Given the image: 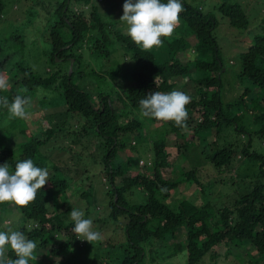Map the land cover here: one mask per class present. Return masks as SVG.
<instances>
[{"label":"trees","instance_id":"trees-1","mask_svg":"<svg viewBox=\"0 0 264 264\" xmlns=\"http://www.w3.org/2000/svg\"><path fill=\"white\" fill-rule=\"evenodd\" d=\"M5 1L0 0V22L5 15ZM31 2L22 27L30 31L33 25L36 27L34 21L40 14L37 8L41 7L45 19L39 28L47 39L44 53L52 68L48 77L37 76L21 56L27 31L13 33L9 51L0 40V56H7L0 62V73L16 75L17 70L23 76L13 88L0 89V96H7L11 103L16 95L28 97L40 88L56 89L67 106L64 112L46 116L51 124L18 144L16 150L7 146L0 150V164L9 163L13 169L18 160L28 158L37 166L48 168L49 180L36 199L27 206L16 205L20 214L17 230L36 241L34 256L38 249L48 250L53 264H75L77 259H81L80 264H88V243L77 238L68 215L72 208L67 200L72 193H78L79 204L88 202L92 195L105 207V211H100L104 217L94 220L93 228L100 230V246L108 254L114 249L116 256L103 263L117 264L116 260L119 264H165L186 250L187 264H206V257L211 264H217L222 251L227 257L233 248L247 247L256 253L248 254L249 263L264 264V154L254 148L256 138L264 146V11L259 0L250 3L251 10L248 2L221 0L213 6L238 30L235 38L242 41L238 43L243 50L237 55V71L225 69L215 33L219 22L211 9L205 11L187 0H183L180 25L171 40L162 38L166 45L161 58L154 47L142 49L127 32L118 30V21L100 12L93 0ZM76 6L83 8L77 12ZM181 30L186 32L180 33ZM193 36L196 44L190 45L187 38ZM118 44L123 63L115 59L116 66L112 64L107 70L105 65L98 69L85 63V51L102 63L118 54ZM190 50L193 56L189 55ZM230 75L237 79V92L235 99L227 102L225 81ZM119 76L128 83L119 84ZM179 77L196 84V92L190 95L191 103L186 106L187 127L142 118L139 100L155 91H173L176 83L172 80ZM68 117L78 119L72 130L67 128ZM2 118L0 134L9 131V124ZM148 122L161 123L160 130L151 132L146 127ZM133 135L152 141V166L147 164L145 171H140L138 161H134L136 167L131 171V159L127 161L120 155L128 146L136 149L131 144ZM169 140L184 141L176 144L181 159L193 154L197 160L195 166L175 179H166L162 173L172 165L167 151ZM53 142H61L62 147L67 143L65 151L69 150L70 156L66 160L62 147L55 151L46 148ZM86 142L96 144V148ZM56 151L59 154L54 157ZM194 158L190 160L193 163ZM250 165L255 169L251 171ZM181 185H196L206 201L197 205L183 197L171 204L170 199ZM221 186L226 190L223 197L216 193ZM136 191L145 194L144 202H135ZM100 192L101 196L97 195ZM63 206L66 210H61ZM96 209L101 210L99 205ZM88 216L89 212L85 218ZM122 217L128 219L123 226ZM100 221L106 228L94 227V222ZM30 224L32 230L28 229ZM183 233L184 238L176 241ZM55 239L57 246L53 245ZM6 257L16 258L12 250ZM59 259L62 261L55 262ZM30 262L44 264L36 258Z\"/></svg>","mask_w":264,"mask_h":264},{"label":"rangeland","instance_id":"rangeland-1","mask_svg":"<svg viewBox=\"0 0 264 264\" xmlns=\"http://www.w3.org/2000/svg\"><path fill=\"white\" fill-rule=\"evenodd\" d=\"M187 1L194 5L202 7L205 11H208L209 9H211V13L216 17V19L219 22V27L217 28L215 33H216V38L220 46L222 47L221 57H222L225 69H229L230 71H235V70L237 71L238 66H239L237 55L239 52L243 50V46L238 43L240 42V40L235 38V32L236 31L238 32V30L232 28L230 26L229 20L223 17V15H221L218 11H215V9H213L214 4H216L217 2L221 0H187ZM228 1L230 2L237 1L240 3L248 2L247 4L248 9L249 10L252 9V6H250V3H253V0H250V1L228 0ZM259 2H260V9L264 11V0H259ZM5 3H6L5 15L0 22V40L4 42V44L6 45V49L9 51V44L14 42V39L11 37L13 33L15 32L17 33L18 31L20 33H23L24 31H27V35H28V36L26 35L27 42H26V45L23 47V52L21 53L24 64L28 67H31L37 76H41L44 78L48 77L49 69L51 70L52 67L48 63L47 58L44 53L45 42L47 41V39L41 33V28H39V26L44 24L43 20L45 19V15H43L42 8L36 7L37 9L40 10L39 11L40 14H39V18L35 19L34 21L36 27H34L33 25L31 28L33 30L30 31L29 29L28 30L24 29L22 25L26 19V13H25L26 10L28 9L30 5H33L31 0H23L22 2H19V0H6ZM93 3H95V5L99 7L100 12H102L104 15L113 16L114 20L118 21L117 22L118 30L127 32L126 24L120 21V18L123 15L124 0H93ZM82 8L83 7L79 8L78 6L75 7L77 12L81 11ZM85 9H88V7H85ZM179 25L180 23L178 22L177 26ZM177 26L176 28H178ZM185 32L186 31H183V30L180 31V33H185ZM177 34H178V37L181 35V34L179 35V32ZM169 39L171 40V37H169ZM187 41L190 45L196 44V38L194 36L188 37ZM165 45L166 44L163 42L160 46L154 47V49L152 48L153 51L157 52L159 58H161V53L165 51L163 50V46L165 47ZM120 48H121V44H118L117 49H120ZM4 54H8V53H4ZM180 57L182 60H184V62L186 61L182 55ZM6 59H7L6 55L0 56V62ZM115 59H117L119 63L124 62V56H123L122 49L119 50L118 54H113L109 59L104 60V62L102 63L101 61L99 63L94 61V57L93 56L90 57L88 54V51H85V54H84L85 63L89 64L91 68L96 67L100 69L102 66L105 65L104 70H107L109 69V67L112 66L113 61ZM125 60L127 61V58H125ZM70 66H69V73H70ZM115 66L116 65L113 64V67ZM15 74L16 75L14 74L9 75L5 72L0 73V80H2L7 85L6 87L7 89L13 88L15 82L21 81L23 75L17 70ZM172 81L176 83V87L174 90L184 91L188 93L189 95L194 94L196 92V84L194 83L193 80H189L187 78L183 79L179 77L177 79H173ZM118 82L119 84H122V85H125L126 83H128L127 81L123 79V76H119ZM236 82H237V79L234 77V75L233 76L230 75L228 77V80L225 81V90L228 93V96L226 98L227 102L229 101L231 102L235 99V94L237 92ZM95 91L97 93V90ZM254 97L255 95L251 96L250 98H254ZM28 98H30V106H29L30 115L26 119L12 117L8 113L6 108L0 107V116H3L1 120L4 119V122L9 124V131L5 130L0 134V150L4 146L10 147L11 149L16 150V148L18 147V144L29 140L31 136L37 135L41 130H45L49 126V124H51V121L50 120L48 121V119L45 118L46 116H49L55 113H61V112L66 111L67 109V106L65 105V102H64V97L60 95L56 91V89L52 90V89L40 88L39 90L32 92L28 96ZM119 109L122 110V107H119ZM164 122H168V121H164ZM66 124H67V128L69 130H72L74 129V126L78 124V119L77 118L70 119V117H68ZM160 125L161 123L157 124L155 122L146 123V127H149L151 132L156 129L160 130L159 129ZM1 126H3L2 122H0V127ZM28 129H29L28 133L26 134L23 133V135H21L22 133L20 131H24ZM212 135L211 137H209L210 141L214 139V136L212 137ZM69 142L70 141H67L68 144ZM53 143L54 144L51 143L47 145L46 148H49L54 151L60 150L62 146L59 143L61 142L59 143L53 142ZM86 144H89L90 147L92 146L94 149L96 148V144L92 142H88V143L86 142ZM131 144L133 145V147H136V149L130 150L128 146L126 147V150L121 151L120 155L123 158H125V160L127 161L131 159L132 161L131 171L136 167L135 166L136 163H134V161H138L137 165L140 171L147 170L145 168L147 164H149V166L150 165L152 166L151 164L152 157H153L152 141L150 143V142H147L145 138L143 139V138H140V136L138 135H133L131 138ZM176 144L182 145L184 144V141L183 140H179V141L169 140L167 151L170 154L169 161L172 165L171 167L162 170L163 176L166 179L177 178L180 175V173H183L184 171H188L190 170L192 166H195L196 161H197L196 158L193 157V154H189L186 157H184L185 160L181 159L182 155L179 153L178 148H176ZM65 146L62 147V150L64 149L63 152L65 153L64 155H62V157L66 160V158L70 156V151L69 150L65 151V148L68 147V146L67 147ZM254 148L259 153L264 154V146H262L261 139L256 138L254 140ZM58 152L59 151H56V153H54L55 155L54 157H56V154H59ZM192 158H194V163L190 161ZM89 162H91V160H89ZM91 169H93V167ZM250 169L252 171L255 168L250 165ZM225 191L226 190H224L222 186L221 188L219 187L218 190L216 189V193H218V195H220L221 197L224 196ZM136 193L137 195L133 197V199H136L135 202L142 203L146 200L145 194H143L140 191H136ZM101 194H102L101 192L97 193V195L99 196H101ZM77 195L72 193V197L69 198V200H67V203L71 206V208L83 209L85 211V216L87 212H89L88 217H90L93 221L98 218L104 217V213L103 215H101V212L105 211V207L103 209V205L101 204L99 199L91 195L90 200L88 202L86 201L84 203L82 202V205H81L78 202L79 196ZM183 197L189 198L192 202L196 203L197 205H200L206 201L205 197L203 198L202 196H200L199 190L196 185H191V186L181 185L176 196L170 199V203L173 204L176 201V198L179 199ZM63 199L64 198L62 196V198H60V201ZM98 205H99V209L101 210L96 209ZM86 206L87 208H85ZM61 210H66V207L63 206ZM95 212H96V217H95ZM5 219L9 221L10 226L8 224V227L12 228L13 230L18 229L20 214L18 210H16L15 204L11 202H5L3 204H0V229H3L4 227L3 221ZM69 221H71L70 218H69ZM127 222H128V219L126 217L120 218V224L122 226L126 225ZM99 225L105 226L106 228V225H104L103 222L101 221L94 222V227H97ZM32 228L33 226L30 224L28 226V229L32 230ZM93 230H97V229L93 228ZM98 231L100 232V230ZM183 238H184V233L181 234L180 238L176 241L182 240ZM109 239H110V236L107 237V241H109ZM100 241L101 239L97 241H92L91 243L86 241L88 243V248L86 250L85 260L87 259L88 264H107V262L103 263V261H106V259L111 260V258L116 256L115 252L113 251L114 249H111L110 254H108L107 252L109 251L105 250L104 246L102 245L100 246V243H101ZM54 242L55 243L53 245L57 246L58 240L55 239ZM47 251L48 250L42 251L38 249L36 251V260L41 261L44 264H53L52 260L48 256L49 253ZM251 251L253 254H256L254 250L252 249L248 250L247 247H245L244 249L233 248L231 250V254L228 255L227 257L225 256V251H222V256L218 259V261L216 260L215 262H217V264H250L249 255L252 256ZM239 253H240V257H238ZM205 260H206V264H211L212 262L209 257H206ZM60 261L62 260L61 259L55 260V262H60ZM80 261L81 259H77L78 264H80ZM115 262L119 264L120 261L115 260ZM77 263L75 261V264ZM29 264H31V262H29ZM165 264H187L186 250L178 254L174 258L168 259L167 261H165Z\"/></svg>","mask_w":264,"mask_h":264},{"label":"clouds","instance_id":"clouds-1","mask_svg":"<svg viewBox=\"0 0 264 264\" xmlns=\"http://www.w3.org/2000/svg\"><path fill=\"white\" fill-rule=\"evenodd\" d=\"M183 11V0H124L120 21L126 24L131 40L142 49L149 50L160 46L164 42L162 38L173 35ZM189 55L193 56L194 52L190 50ZM6 87L0 80V89ZM191 100L192 97L184 91H155L139 100V115L172 121L176 126L186 128V106ZM29 106L28 97L16 95L9 103L7 97L0 96V107L6 108L12 117L26 119L30 115ZM48 177V168L37 166L31 158L18 160L14 169L9 163L0 164V204L29 205L48 182ZM68 215L78 239L83 237L82 240L90 243L101 239V233L93 230V220L85 218L83 209L72 208ZM3 224V229H0V264H29L36 258V241L29 239L22 230L8 227L7 219ZM9 250L14 252L15 259L6 257Z\"/></svg>","mask_w":264,"mask_h":264},{"label":"water","instance_id":"water-1","mask_svg":"<svg viewBox=\"0 0 264 264\" xmlns=\"http://www.w3.org/2000/svg\"><path fill=\"white\" fill-rule=\"evenodd\" d=\"M73 64H74V60L71 61L70 74H71V72H72V70H73Z\"/></svg>","mask_w":264,"mask_h":264}]
</instances>
